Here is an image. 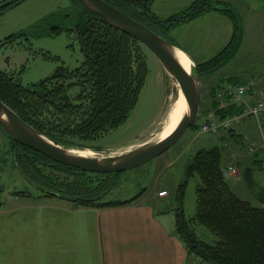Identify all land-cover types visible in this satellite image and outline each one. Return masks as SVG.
<instances>
[{
	"label": "trees",
	"instance_id": "16d2710c",
	"mask_svg": "<svg viewBox=\"0 0 264 264\" xmlns=\"http://www.w3.org/2000/svg\"><path fill=\"white\" fill-rule=\"evenodd\" d=\"M22 1L6 0L0 4V13ZM104 1L171 44L170 30L180 23L208 12H217L228 19L231 34L225 46L204 63L195 64L201 83L231 62L243 43L241 17L219 0H194L184 12L168 18L152 13L154 0ZM71 2L68 10L59 14L66 24L50 25L43 32L64 31L73 36L83 55L79 66L74 69L61 66L50 77L27 86L13 74L0 70V100L36 131L64 148L86 147L83 142L94 141L124 123L136 104L146 75L142 44L113 28L79 1ZM6 40L12 41L13 37L10 35ZM210 82L208 100L201 114L211 113L218 120L238 113L242 105L216 97L224 89L225 79ZM210 121L205 119L204 123ZM201 125L194 123L190 128L198 133ZM236 127L222 130L225 135L222 138L245 147L244 137L234 134ZM239 136L240 143L232 141ZM10 141L15 167L39 192L37 196L15 192L13 196L54 198L74 208L122 206L136 199L105 200L119 173L83 172ZM224 161V151L219 146L198 149L188 161L185 177L196 176L199 180L195 188V212L190 217L184 215L182 202L187 183L184 180L174 191L176 207L167 210L174 216L173 233L183 242L187 254L197 258L196 264H264V188L251 179L252 172L261 169L256 166L259 161L252 155L240 173L255 204L235 194L226 173L227 166L232 164L224 166ZM206 232L211 240L204 238Z\"/></svg>",
	"mask_w": 264,
	"mask_h": 264
},
{
	"label": "rangeland",
	"instance_id": "374dc122",
	"mask_svg": "<svg viewBox=\"0 0 264 264\" xmlns=\"http://www.w3.org/2000/svg\"><path fill=\"white\" fill-rule=\"evenodd\" d=\"M5 1L0 0V4ZM71 1L24 0L0 13V70L13 74L23 86H27L50 77L61 66L68 69L79 66L83 61V55L73 36L64 31L55 34L43 32L48 30L50 25L63 26L66 24L59 14L68 10ZM193 1L154 0L151 10L159 18H168L184 12ZM219 1L231 7L241 17L245 33L243 43L236 56L214 77L230 78V80L226 79V82H252L251 92L254 95L257 90L264 87V0ZM52 16L54 18H51ZM185 23L176 25L177 28H171L169 33L170 37H174L184 45L186 44L185 41L190 43L195 32L200 35L203 30V26H199L201 29L193 27L189 32L188 27L183 26ZM183 34L186 39L182 37ZM10 35L13 40L7 41L6 38ZM178 35L185 41L180 40ZM172 45H174L173 42ZM218 48H214L208 55L210 56L219 50ZM142 49L146 75L136 104L129 112L125 122L94 141L83 142L86 147L71 149H87L93 152V156H113L131 149V145L135 146V144L146 140H157L155 138L156 133L163 126L166 114L172 102L177 98V88L174 85V80L164 71L152 52L145 46ZM260 75L263 82L256 84L254 82L255 77ZM203 80L202 83L200 82L202 95L195 121L199 125L203 124L205 119L215 120L211 113L207 116L201 114V110L205 106L204 103L208 100L207 92L211 84L210 81ZM221 106L224 107L225 105L221 103ZM222 136L225 137L222 131H217L213 135L196 133V131L188 128L180 139L161 155L134 169L120 172L116 176V184L107 194L105 200L122 201L136 197L134 202L149 201L155 209L167 211L170 206L176 207L174 191L181 182L187 180L182 207L185 217L192 216L195 212V188L199 180L196 176L186 178L185 171L188 161L194 153L201 148L222 147L225 159L224 166L236 165L238 160L248 157L238 145L233 144L227 138L223 139ZM1 138L3 144L1 145L0 142V152L1 150L2 152L5 151V154H2L3 161H0V207L4 204L11 205V201L15 199L12 197L15 192L25 191L33 196L39 194L38 190L23 176L17 175L15 166H10V160L13 159L12 143L0 128ZM255 147L257 148L258 145L256 144ZM245 148L247 150V146ZM237 171L240 174L242 169L234 166L230 171V176L235 175ZM251 179L264 188V169L254 170ZM232 189L240 198L255 204L254 196L248 190L243 178L233 182ZM161 191H165L166 195L159 196ZM169 215L174 219L173 213ZM204 238L211 240L208 232ZM181 243L184 245L183 242ZM192 257L193 259L196 258Z\"/></svg>",
	"mask_w": 264,
	"mask_h": 264
},
{
	"label": "crops",
	"instance_id": "0c3cea01",
	"mask_svg": "<svg viewBox=\"0 0 264 264\" xmlns=\"http://www.w3.org/2000/svg\"><path fill=\"white\" fill-rule=\"evenodd\" d=\"M183 26H187L189 32L193 27L199 29L203 26L200 35L195 32L193 39H189L190 43L185 41L184 34L182 37L185 39L178 35L185 45L170 37L193 65L204 63L217 54L231 34L230 23L217 12L202 14ZM216 47L219 50L209 56L208 53ZM218 79L221 78L213 76L208 81L216 82ZM226 79L229 78H225V84ZM254 82L262 84V76L255 77ZM253 98L248 99L252 102ZM234 134L242 138L248 136L258 145L253 154H247L248 157L242 164L236 163L235 168L243 169L254 155L259 161L256 166L264 169V149L261 148L264 144V114L259 119L242 121L234 129ZM240 136L239 139L232 138V141L240 143ZM0 142L2 145V138ZM240 148L246 151L243 145ZM2 154L5 151L1 150L0 161H3ZM11 165L15 166L13 159L10 160ZM17 175L22 176L18 170ZM240 176L238 171L231 175L230 183ZM12 197L15 199L11 205L0 207V264L197 263V258L189 256L174 235L171 212L155 209L149 201L122 206L74 208L54 198Z\"/></svg>",
	"mask_w": 264,
	"mask_h": 264
},
{
	"label": "water",
	"instance_id": "95a60500",
	"mask_svg": "<svg viewBox=\"0 0 264 264\" xmlns=\"http://www.w3.org/2000/svg\"><path fill=\"white\" fill-rule=\"evenodd\" d=\"M116 30L149 49L164 71L178 85L187 111L173 131L163 139L146 140L117 155L81 156L49 140L23 121L0 100V128L15 143L62 165L87 173L111 174L134 169L161 155L174 145L196 121L202 89L195 65L187 72L175 57L176 46L104 0H77Z\"/></svg>",
	"mask_w": 264,
	"mask_h": 264
},
{
	"label": "built area",
	"instance_id": "2783aa9c",
	"mask_svg": "<svg viewBox=\"0 0 264 264\" xmlns=\"http://www.w3.org/2000/svg\"><path fill=\"white\" fill-rule=\"evenodd\" d=\"M251 83L247 84H237L232 82H227L222 91H218L216 97L221 101L225 100L226 102L235 104L236 106L242 105L241 110L238 113L233 115L226 116L220 121H210L202 124L198 133H211L215 134L217 131H222L229 129L231 127H236L246 118H255L258 119L261 115L264 114V87L257 90L254 95L251 94ZM224 96V97H223ZM254 97V101L250 102L248 98ZM262 130V126L259 127ZM262 133V131H261ZM264 134H262L263 137ZM244 141L247 146L249 153L253 152L255 147V142L250 137H244ZM261 148L264 149V144L261 145ZM234 167L232 165L227 166L226 173L230 176V171ZM166 195L165 191H161L159 196Z\"/></svg>",
	"mask_w": 264,
	"mask_h": 264
},
{
	"label": "bare ground",
	"instance_id": "6f19581e",
	"mask_svg": "<svg viewBox=\"0 0 264 264\" xmlns=\"http://www.w3.org/2000/svg\"><path fill=\"white\" fill-rule=\"evenodd\" d=\"M175 57L178 59L181 66L187 72H190V70L192 69V62L190 61V59L179 49H175ZM174 85L177 88V98L172 102L168 110V113L166 114V118L164 120L163 126L161 127L159 132L156 133V136H155L156 139H163L166 136H168L173 131V129L176 127L181 117L187 111L186 103L175 81H174ZM182 111L183 113L181 114ZM72 153L79 154L81 156H93L94 155L93 152L87 149L73 150Z\"/></svg>",
	"mask_w": 264,
	"mask_h": 264
}]
</instances>
